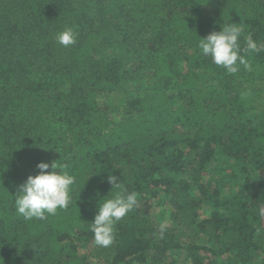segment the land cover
<instances>
[{
	"label": "trees",
	"instance_id": "trees-1",
	"mask_svg": "<svg viewBox=\"0 0 264 264\" xmlns=\"http://www.w3.org/2000/svg\"><path fill=\"white\" fill-rule=\"evenodd\" d=\"M227 23L264 45V0H0V264H264V51L233 75L197 46ZM55 161L71 202L25 220ZM109 174L138 207L105 248Z\"/></svg>",
	"mask_w": 264,
	"mask_h": 264
},
{
	"label": "clouds",
	"instance_id": "clouds-1",
	"mask_svg": "<svg viewBox=\"0 0 264 264\" xmlns=\"http://www.w3.org/2000/svg\"><path fill=\"white\" fill-rule=\"evenodd\" d=\"M242 33L243 26L240 24H223L220 31H212L206 37L199 38L197 46L204 56L210 57L215 65L223 67L229 74L235 75L241 65L251 71L252 66L246 55L264 51V45H258L249 34L244 37V47L241 48L239 41ZM76 38L77 33L67 28L57 34L56 41L68 47L75 44ZM36 167L38 174L28 176L14 195L16 213L25 220H46L49 215H56L58 209H66L75 184V177L67 171V164L40 162ZM49 168L51 171H48ZM107 182L112 186L111 191H117L98 203L94 221L90 223L94 243L105 248L113 243L114 225L138 207V193L128 192L119 178L112 174L108 175ZM260 215L264 216V208L260 209Z\"/></svg>",
	"mask_w": 264,
	"mask_h": 264
},
{
	"label": "rangeland",
	"instance_id": "rangeland-1",
	"mask_svg": "<svg viewBox=\"0 0 264 264\" xmlns=\"http://www.w3.org/2000/svg\"><path fill=\"white\" fill-rule=\"evenodd\" d=\"M215 180H217V178L215 179ZM157 210L153 213V218L156 220V218H157Z\"/></svg>",
	"mask_w": 264,
	"mask_h": 264
}]
</instances>
